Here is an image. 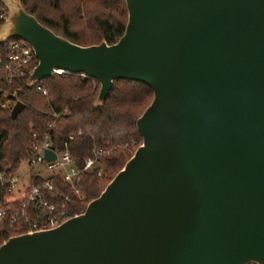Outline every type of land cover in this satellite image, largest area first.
<instances>
[{
  "label": "water",
  "instance_id": "water-1",
  "mask_svg": "<svg viewBox=\"0 0 264 264\" xmlns=\"http://www.w3.org/2000/svg\"><path fill=\"white\" fill-rule=\"evenodd\" d=\"M0 1V44L24 40L38 59L28 86L81 73L100 83L95 106L118 79L154 92L142 144L102 193L10 237L0 264H264V0H126L124 35L87 46Z\"/></svg>",
  "mask_w": 264,
  "mask_h": 264
},
{
  "label": "trees",
  "instance_id": "trees-1",
  "mask_svg": "<svg viewBox=\"0 0 264 264\" xmlns=\"http://www.w3.org/2000/svg\"><path fill=\"white\" fill-rule=\"evenodd\" d=\"M22 3L43 24L84 46L103 40L116 43L125 33L129 16L126 0H22ZM1 6L4 4L0 1ZM12 40L15 39L0 44V53L7 50ZM27 80L28 77L8 86L10 90L19 89L18 98L26 104L18 117L13 119L11 109L0 107V171L10 166L16 170L29 155L33 142L42 141L48 133L54 148L63 150L68 143L78 165H83L94 147L136 143L132 152L120 149L103 161L101 177L96 172L84 174L78 183L85 195L83 199L55 177L56 192L70 197L68 211L71 216L78 215L102 193L142 144L137 120L151 104L154 92L142 82L118 79L104 105L95 106L100 83L81 73L62 72L47 77L40 82L47 94L36 86H28ZM54 113L61 115L55 117ZM50 123H55L56 127L50 128ZM41 181L34 180L35 183ZM22 232H6L0 239L6 241Z\"/></svg>",
  "mask_w": 264,
  "mask_h": 264
},
{
  "label": "built area",
  "instance_id": "built-area-1",
  "mask_svg": "<svg viewBox=\"0 0 264 264\" xmlns=\"http://www.w3.org/2000/svg\"><path fill=\"white\" fill-rule=\"evenodd\" d=\"M8 15V8L5 5L1 6L0 24L8 18ZM37 64L38 59L33 47L24 40H12L7 50L0 53V107L13 109L19 101L17 95L19 89L10 90L8 86L29 77ZM35 86L43 94H47V90L40 83ZM60 115L54 113L55 117ZM49 126L55 128L56 124L50 123ZM135 145V142L131 144L126 142L111 147H94L92 154L84 159L83 165H78L68 143H65L63 150L54 148L49 133L42 141H34L29 149V155L22 159L26 160L29 170L32 171L28 183H25L20 173V166L16 170L10 166L9 169L0 171V236L6 232L26 233L46 230L68 220L72 217L68 211L70 197L64 192H56L55 177L61 179L63 184L69 185L72 191L83 199L85 195L78 187V183L81 182L84 174L96 172L101 177L103 161L115 155L120 149L132 152ZM47 150L55 153L54 159L46 158ZM39 164L45 166L48 175L33 173ZM36 179L42 181L35 183ZM4 242L0 239V246Z\"/></svg>",
  "mask_w": 264,
  "mask_h": 264
},
{
  "label": "rangeland",
  "instance_id": "rangeland-1",
  "mask_svg": "<svg viewBox=\"0 0 264 264\" xmlns=\"http://www.w3.org/2000/svg\"><path fill=\"white\" fill-rule=\"evenodd\" d=\"M36 172H40V174L44 176L49 174L45 166L41 164L36 166V168L33 170V173H36ZM20 173L23 176L25 183H28L30 181V176L32 174V171L29 170L28 163L26 162V160H22L20 163ZM250 264H256V263H250Z\"/></svg>",
  "mask_w": 264,
  "mask_h": 264
}]
</instances>
